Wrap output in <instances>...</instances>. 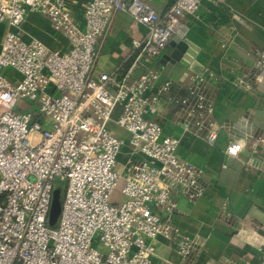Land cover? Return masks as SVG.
<instances>
[{
    "label": "built area",
    "instance_id": "2783aa9c",
    "mask_svg": "<svg viewBox=\"0 0 264 264\" xmlns=\"http://www.w3.org/2000/svg\"><path fill=\"white\" fill-rule=\"evenodd\" d=\"M200 1L175 0L159 13L144 0H84L79 24L68 0H0L6 26L0 43V264H154L157 237L183 257L191 252L192 241L172 222L171 191L199 199L203 170L177 155L181 138L164 133L157 120L172 80L162 78L156 60L172 38L186 35V19L197 15ZM118 11L145 31L111 72L93 75L98 44ZM28 13L47 17L67 38V49L25 39ZM253 68L262 90L264 49ZM187 80L195 98L179 100V123L212 145L221 125L213 119L212 99L201 92L204 77ZM235 84L253 88L242 77ZM111 122L129 136L115 135ZM250 143L259 153L264 129L248 128L229 139L224 152L237 157ZM124 146L129 150L120 172ZM57 183L63 197L51 227ZM257 250L264 264V242Z\"/></svg>",
    "mask_w": 264,
    "mask_h": 264
},
{
    "label": "crops",
    "instance_id": "0c3cea01",
    "mask_svg": "<svg viewBox=\"0 0 264 264\" xmlns=\"http://www.w3.org/2000/svg\"><path fill=\"white\" fill-rule=\"evenodd\" d=\"M144 1L163 13L175 0ZM68 2L73 18L81 24L84 0ZM186 21L189 29L179 39L189 42L182 57L187 65L164 58L176 50L170 45L173 38L156 60L162 78L172 80L157 120L164 133L181 138L177 155L203 170L204 192L189 201L171 191L176 201L172 222L192 241L191 252L183 257L171 241L157 237L151 260L154 264H258L257 246L264 242V148L253 153L250 143L237 157L227 155L224 149L229 139L248 128L264 129V89L256 88L253 68L258 52L264 49V0H201L197 15ZM5 29L0 24V43ZM144 31L128 13L116 12L98 44L93 75L111 72L128 54L131 40ZM22 32L25 39L37 38L55 51L68 47L67 38L54 31L41 14L28 13ZM191 74L204 77L201 92L212 99L213 119L221 125L212 145L202 134L185 132L179 123L184 118L179 100L195 98L187 91ZM240 77L253 88L237 86ZM109 126L115 135L129 136L113 122ZM128 150L124 146L118 157L116 169L120 172Z\"/></svg>",
    "mask_w": 264,
    "mask_h": 264
},
{
    "label": "water",
    "instance_id": "95a60500",
    "mask_svg": "<svg viewBox=\"0 0 264 264\" xmlns=\"http://www.w3.org/2000/svg\"><path fill=\"white\" fill-rule=\"evenodd\" d=\"M188 40H182L177 37H174L170 41V45L175 47L176 50H174L170 56H164V58H169V60L173 63H181L184 65H187V62L182 59L183 53H185V50L188 45ZM62 191L61 188L57 190L55 187L53 190V196L51 201V207H50V216L51 218H57L60 212V192Z\"/></svg>",
    "mask_w": 264,
    "mask_h": 264
},
{
    "label": "trees",
    "instance_id": "16d2710c",
    "mask_svg": "<svg viewBox=\"0 0 264 264\" xmlns=\"http://www.w3.org/2000/svg\"><path fill=\"white\" fill-rule=\"evenodd\" d=\"M57 188V190L59 189V188H61L62 189V191L60 192V203H62V197H63V185L61 184V183H57V184H55L54 185V188ZM61 205V204H60ZM50 207H51V205H50ZM60 211H61V207H60ZM59 215H60V212H59ZM59 215H58V217L55 219V218H51V216H50V209H49V215H48V225L49 226H51V227H54L56 224H57V222H58V220H59Z\"/></svg>",
    "mask_w": 264,
    "mask_h": 264
},
{
    "label": "rangeland",
    "instance_id": "374dc122",
    "mask_svg": "<svg viewBox=\"0 0 264 264\" xmlns=\"http://www.w3.org/2000/svg\"><path fill=\"white\" fill-rule=\"evenodd\" d=\"M114 117H117L118 115H117V109H116V111L114 112V115H113ZM64 185H65V183H63ZM61 204V203H60Z\"/></svg>",
    "mask_w": 264,
    "mask_h": 264
}]
</instances>
